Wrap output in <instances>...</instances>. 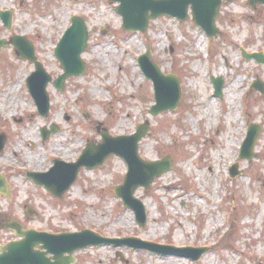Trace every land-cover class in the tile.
<instances>
[{"label": "rangeland", "instance_id": "374dc122", "mask_svg": "<svg viewBox=\"0 0 264 264\" xmlns=\"http://www.w3.org/2000/svg\"><path fill=\"white\" fill-rule=\"evenodd\" d=\"M222 3L220 35L209 40L191 10L187 21L162 16L140 33L122 29L113 0H0V11L12 12L13 23L7 30L0 20V40L28 39L54 81L63 74L55 48L70 19L81 17L90 31L87 71L68 77L63 91L47 86V118L27 89L33 64L11 45L0 50V134L6 136L0 173L9 188V196L0 194L1 218L50 234L90 230L108 239L210 249L195 262L99 245L76 251L74 264H264V96L250 89L264 82V66L242 57L243 50L264 54V7L252 9L247 0ZM148 52L181 83L179 107L159 116L150 114L153 84L138 62ZM213 78L224 81L222 99L214 95ZM146 122L151 131L140 142V157L173 163L149 190L140 187L135 194L146 208L145 226L114 193L128 170L117 155L103 167L83 168L62 200L26 178L27 172H49L55 159L76 162L87 144L102 143L100 125L115 137L133 135ZM251 124L263 128L249 162L239 155ZM53 127L57 132L43 140L42 129ZM38 154L47 157H29ZM235 164L242 173L232 178ZM15 238L1 231L0 246Z\"/></svg>", "mask_w": 264, "mask_h": 264}, {"label": "water", "instance_id": "95a60500", "mask_svg": "<svg viewBox=\"0 0 264 264\" xmlns=\"http://www.w3.org/2000/svg\"><path fill=\"white\" fill-rule=\"evenodd\" d=\"M228 2L234 0H227ZM251 8L257 5H264V0H248ZM119 5L116 12L123 18L122 28L127 31H139L144 33L148 30L149 22L162 16H170L180 21H187L192 15L195 25L201 27L209 39L220 35L216 25L220 16L222 0H113ZM191 10V15L189 11ZM0 18L7 30L12 28V12L0 11ZM71 26L58 42L55 55L59 60L63 74L53 82V78L38 60L35 54V47L23 36H14L9 42L0 40V50L12 44L16 54L31 62L35 71L28 77L27 87L36 103L38 112L44 118L50 113V100L47 86L53 82L55 88L63 91L65 83L70 76L79 77L87 71V65L83 60V53L89 45L90 31L85 20L79 16L70 19ZM243 57L248 60H255L264 65V54H248L243 51ZM140 68L145 77L154 84L155 104L150 109L152 116H159L161 113L175 111L179 107L182 98L181 83L174 74H164L160 66L153 62L150 53H146L138 60ZM215 96L223 98L224 81L221 78H213ZM251 89L261 92L264 95V82H254ZM100 134L102 143H89L82 151V156L72 163L62 160H55L52 168L46 173L27 174L33 179L37 186H43L50 194L59 200L70 191L73 184L78 180V175L83 168L93 170L102 167L110 156H119L128 166V172L121 185L115 190L116 197L123 200L124 206L132 209L135 213L140 227L147 223L146 208L141 199L135 197L140 187L149 190L152 182L172 169V159L163 158L161 161H144L139 154V146L142 139L146 138L150 129V123L146 122L137 127L133 135L112 137L104 128ZM262 125L252 124L247 132L240 158L251 162L256 156L255 144L260 137ZM57 129H42L43 138L46 140ZM6 136L0 134V154L5 149ZM239 164L231 167V177L236 178L242 173ZM0 193L9 195L8 187L4 176L0 173ZM33 216V213L29 214ZM14 232L19 241L8 242L0 246V264H74L76 251L85 250L91 246L113 245L115 247L127 246L137 250H147L160 255H180L198 261L199 258L210 251L207 248H178L168 245H159L141 241L138 238H105L99 233L90 230L63 234H49L35 230H25L19 222L7 220L0 224V230Z\"/></svg>", "mask_w": 264, "mask_h": 264}, {"label": "bare ground", "instance_id": "6f19581e", "mask_svg": "<svg viewBox=\"0 0 264 264\" xmlns=\"http://www.w3.org/2000/svg\"><path fill=\"white\" fill-rule=\"evenodd\" d=\"M59 154V151H57V152H55V155H58ZM30 157V159L32 160V161H34V160H36L37 159V157H39V158H45V157H47L46 155H44V157L43 156H41V155H36V156H29Z\"/></svg>", "mask_w": 264, "mask_h": 264}, {"label": "flooded vegetation", "instance_id": "af4514ba", "mask_svg": "<svg viewBox=\"0 0 264 264\" xmlns=\"http://www.w3.org/2000/svg\"><path fill=\"white\" fill-rule=\"evenodd\" d=\"M7 220H9V218L7 219ZM6 219H3V218H1V216H0V223H3V222H5V221H7ZM1 232V231H0ZM16 239V238H15Z\"/></svg>", "mask_w": 264, "mask_h": 264}]
</instances>
